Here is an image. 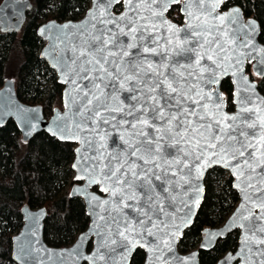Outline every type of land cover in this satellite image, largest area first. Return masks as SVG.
Instances as JSON below:
<instances>
[{"label": "snow or ice", "instance_id": "6c2138e0", "mask_svg": "<svg viewBox=\"0 0 264 264\" xmlns=\"http://www.w3.org/2000/svg\"><path fill=\"white\" fill-rule=\"evenodd\" d=\"M223 2L93 0L71 39L65 33L71 47L53 63L67 85V111L57 112L52 131L81 145L74 180L86 181L81 192L94 220L76 250L58 255L124 264L125 254L139 246L150 253L148 264H166L165 250L172 251L199 206L205 172L219 166L241 201L227 225L242 230L240 249L223 264L237 257L264 264V98L254 94L243 67L255 59V29L239 23L238 10L219 12ZM177 4L182 26L166 15ZM116 5L123 10L114 12ZM11 6V0L0 4V19ZM258 51L253 72L264 76V49ZM225 76L245 85L233 94L235 112L225 111L219 87ZM88 187L104 195L89 194ZM89 234L96 237L94 250L83 256L79 245ZM32 252L31 241L21 245L25 264H36Z\"/></svg>", "mask_w": 264, "mask_h": 264}, {"label": "trees", "instance_id": "16d2710c", "mask_svg": "<svg viewBox=\"0 0 264 264\" xmlns=\"http://www.w3.org/2000/svg\"><path fill=\"white\" fill-rule=\"evenodd\" d=\"M29 1L32 9L23 31L11 41L0 35V82L6 75L11 77L16 81L19 101L29 105L37 101L47 116L52 107L60 109L61 87L52 72L37 58L43 43L36 37L35 28L42 19L58 23L80 19L89 0ZM229 5L237 6L245 18L257 23V41L264 47V0H229L222 9ZM119 10L120 5H117L114 12ZM167 16L174 23H181L175 6L170 8ZM246 71L264 98V76H252L248 66ZM48 74L51 76L47 77ZM220 90L227 101V111H231V85L227 79L221 81ZM73 148L72 144L59 142L43 132L22 142L12 121L0 127V264H12L10 238L21 227L19 209L23 205L29 209H45L47 216L43 222L42 239L49 247L71 244L86 228L88 219L82 202L78 198H68L66 192L62 194L64 186L69 188L73 183L69 168ZM236 202L237 194L231 189V179L226 173L217 168L209 170L203 179L202 202L191 227L179 239L177 250L186 253L195 249L200 231L221 224ZM236 240V232H232L211 250H198V263L215 264L222 254L235 249ZM142 261V252L136 250L128 264H142Z\"/></svg>", "mask_w": 264, "mask_h": 264}, {"label": "water", "instance_id": "95a60500", "mask_svg": "<svg viewBox=\"0 0 264 264\" xmlns=\"http://www.w3.org/2000/svg\"><path fill=\"white\" fill-rule=\"evenodd\" d=\"M228 1L229 0H224V2L219 7V12L229 13V12H233L234 10H238V21L241 25L245 26L246 30H248L247 25L249 24V22H252L254 24L255 30L254 32L251 33V37H252V44L255 46L256 50H252L251 55L255 57V59H252L251 62L246 60L243 67H244V74L248 77V80L250 81V83L254 85V94L258 97L263 98V96L257 90L256 82L253 81L251 77H249L246 71V66L248 65L249 72L252 76L256 78L263 77V76L256 75L253 72V65L257 63V60L262 55V53L258 50L264 49V47L261 44H259L257 41V37L259 33L258 25L253 19L245 18L241 10L235 5H229L227 8L222 9L223 5L227 3ZM4 2L5 0H2L0 4H3ZM11 4L12 6L5 9L3 17L2 19H0V33H7V32L10 33V32L18 31L24 21L25 14L28 11H30L32 7L28 0H11ZM92 7H93V0H89L88 8L85 10V12L80 17V19L76 21H64L60 23L54 20H49V21H46L40 24L35 30V35L43 43L39 51L38 58L52 72L55 78V82L61 87L60 109H57V108L52 109L49 117L44 118L41 106L39 105L30 106V105H25L19 102V100L16 98V95L14 93V87H13V83L11 80L4 81L0 88V126L8 120L12 121L19 133V136L22 142H26L30 140L34 135L43 132L45 135H47L50 138H53L59 142H67L74 146L73 159L69 166L71 175H72L71 180L73 184L69 187L68 198H78L82 202L84 214L88 219L86 228L82 232L76 235V237L74 238L71 244L67 246H63V247H58V248L49 247L43 242V239H42L43 222L47 216L45 209L44 208L29 209L26 205H23L19 209V213L21 217V227L18 230V232L15 233L10 238V260L13 264H25V261L20 258L21 256L20 247L22 244L27 243L28 241H31V247L33 249L32 258L35 259L36 264H60L61 261H63V264H88V262L82 259L80 256L74 255L72 257H69L67 255H63V256L58 255L60 253H67V252H72L76 250L79 238L82 235L89 233V229L93 225L94 216L92 215V211H93L92 205H90L89 201L85 198V195L82 194L81 192V189L86 186V181L85 180H80V181L74 180V177L77 175V172L76 170L73 169L72 165L77 161L76 149L81 147V145L71 140L59 139L58 136L53 135V131H52L53 122L55 120L57 112L63 115L67 111V109L65 108V96H64L65 88L67 87V85L59 82L60 74H59L58 69L55 67L53 63V60L57 56H59L61 49L64 48L66 45L68 48L71 47V45L67 44V42L64 40L65 33H68L69 39H71V34L75 31V26H79L82 24V22L85 21L87 14L89 10L92 9ZM180 7L181 5L178 4V15L181 17L183 23L178 26H182L184 24V19H185L180 13ZM122 10L123 9L120 5L119 11H122ZM65 25H70L71 27L64 28ZM234 26L235 25H233V27ZM41 29H45V31L41 32ZM248 31H251V30H248ZM244 51L248 52L249 49L246 48L244 49ZM65 55H71V52L70 51L66 52ZM225 79H227L231 85V94H230V100H229L231 111H228V112H235L236 105L232 103L233 94L237 92L238 90H243L245 88V85L243 81H240L237 84L236 83L237 77L225 76L221 81ZM221 81H220V84H221ZM245 94H248V93H245ZM225 111H227V106L225 108ZM116 136L117 134L114 133L112 140L109 141L110 144L113 142ZM214 168L224 171L228 175V177H230L231 189L237 194V203L234 209L232 210V212L227 216V218L225 219V221L223 222L221 226L217 228H213V229H205L201 232V240L197 248L189 250L186 253H180L177 250L178 240L181 237L182 233L192 225L194 216L202 202V198H203V192H202L200 196L199 206L192 207V214H191L190 222L185 227H183L179 238L176 239L173 245L172 251L168 252L167 250H165L163 260L166 262V264H177V261H176L177 257H179L180 261H184L186 258H190L188 260V264H199L198 263V250H202V251L211 250L218 240L224 239L227 233H229L230 231H234V230L238 231V237L236 240L235 249L232 252L227 251L224 254H222L217 259L215 264H223L224 260L230 254L233 257H235L236 253L239 251L242 230L239 227H232L231 229H229L227 225L230 223V220L233 214L236 212V209L240 205V202H241L240 193L236 188L232 186V177L229 175L227 170L219 166H216ZM214 168L208 169L207 172ZM207 172H205V174ZM200 183L202 184V187H203V181H201ZM87 191L89 194H91L92 192H96L97 195L99 196L104 195L103 193H99L98 188L96 187H88ZM95 211L99 212L100 209H95ZM208 233H214L216 235H213L210 237ZM95 240H96L95 235L89 234L88 239L83 244L79 245V251L83 256L92 254L94 250ZM205 244L206 246H202ZM136 250H140L143 254L142 264H148V258L150 256V253H148L144 247H139V246L134 247L130 252H127L125 254L124 264L129 263V259L131 255ZM155 264H162V262L161 260H156ZM230 264H243V262L239 257H237L236 259H233L230 262Z\"/></svg>", "mask_w": 264, "mask_h": 264}, {"label": "flooded vegetation", "instance_id": "af4514ba", "mask_svg": "<svg viewBox=\"0 0 264 264\" xmlns=\"http://www.w3.org/2000/svg\"><path fill=\"white\" fill-rule=\"evenodd\" d=\"M1 1L2 0H0V3H1ZM29 1V0H28ZM30 2V1H29ZM31 4V3H30ZM32 6V5H31ZM173 6H175V8L177 9V11H178V4L177 5H173ZM31 9H32V7H31ZM31 9H30V11H31ZM30 11H28V12H30ZM28 12L25 14V18H24V21H23V23H22V25H21V27H20V29L18 30V31H16V32H10V33H0V35L2 36V39H4V40H9V41H11L12 39H14L15 37H17L18 36V34H20L22 31H23V29L27 26V24L29 23V20H28ZM180 21H182V19L180 18ZM183 22H181L180 24H182ZM40 24H42L41 22L39 23V25ZM177 24V23H176ZM180 24H177V25H180ZM38 25V26H39ZM37 26V27H38ZM36 27V28H37ZM36 28H35V30H36ZM37 37V36H36ZM38 38V37H37ZM39 39V38H38ZM40 40V39H39ZM41 41V40H40ZM42 42V41H41ZM40 51V50H39ZM39 51H38V53H37V58H38V54H39ZM39 59V58H38ZM41 61V60H40ZM248 66V65H247ZM248 69H249V66H248ZM249 71V70H248ZM6 80H11L12 81V83H13V87H14V93H15V95H16V98H17V91H18V87H16V81H14L11 77H9V76H4L3 77V79L1 80V82H0V88H1V86H2V84H3V82L4 81H6ZM18 99V98H17ZM19 100V99H18ZM19 102H21V101H19ZM22 103V102H21ZM23 104H25V103H23ZM25 105H29V104H25ZM34 105V104H33ZM31 106V105H30ZM42 111H43V115L45 114L44 113V110L42 109ZM50 113H51V111L49 112V114L46 116V115H44V118H48L49 117V115H50ZM8 121H10V120H8ZM8 121H6V122H8ZM5 122V123H6ZM5 123H3L1 126H3ZM0 126V127H1ZM224 172V171H223ZM225 173V172H224ZM227 175V174H226ZM228 176V175H227ZM230 178V177H229ZM73 184V183H72ZM71 184V185H72ZM237 203V202H236ZM234 209V208H233ZM232 212V211H231ZM230 212V213H231ZM229 213V214H230ZM227 218V217H226ZM225 218V219H226ZM46 219V218H45ZM225 219H224V221H225ZM223 221V222H224ZM223 222L221 223V224H219L218 226H215V227H213V228H217V227H219V226H221L222 224H223ZM191 227V226H190ZM189 227V228H190ZM189 228H187V229H189ZM213 228H205V229H213ZM186 229V230H187ZM205 229H202L201 231H200V233H199V240H198V242H197V245H196V247L195 248H197L198 247V244H199V242H200V240H201V232L203 231V230H205ZM185 230V231H186ZM184 231V232H185ZM232 232H236V237H238V231H236V230H234V231H230L229 233H227L226 235H225V237H227L230 233H232ZM183 234V233H182ZM181 237H182V235H181ZM180 237V238H181ZM179 238V239H180ZM223 240V239H222ZM179 241V240H178ZM219 241V240H218ZM217 241V242H218ZM216 242V243H217ZM215 243V244H216ZM13 264V263H12Z\"/></svg>", "mask_w": 264, "mask_h": 264}, {"label": "rangeland", "instance_id": "374dc122", "mask_svg": "<svg viewBox=\"0 0 264 264\" xmlns=\"http://www.w3.org/2000/svg\"><path fill=\"white\" fill-rule=\"evenodd\" d=\"M180 18H181V17H180ZM45 21H46V20H43V19L40 20L41 23H44ZM181 22H182V21H181ZM248 70H249V69H248ZM49 76H51V75L48 74L47 77H49ZM53 77H54V75H53ZM254 79L257 80L256 78H254ZM34 105H38L37 101L34 102ZM53 108H56V107H52V109H53ZM68 191H69V188L67 187V185H65L64 188H63V192H62V194L65 193V192L68 194ZM75 237H76V236H75Z\"/></svg>", "mask_w": 264, "mask_h": 264}]
</instances>
